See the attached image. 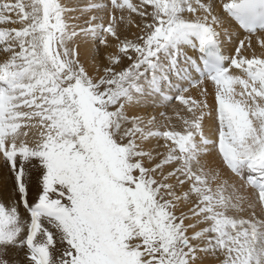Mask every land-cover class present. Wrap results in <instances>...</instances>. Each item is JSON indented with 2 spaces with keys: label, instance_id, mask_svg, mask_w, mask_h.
Listing matches in <instances>:
<instances>
[{
  "label": "snow or ice",
  "instance_id": "1",
  "mask_svg": "<svg viewBox=\"0 0 264 264\" xmlns=\"http://www.w3.org/2000/svg\"><path fill=\"white\" fill-rule=\"evenodd\" d=\"M0 57V264H264V0H0Z\"/></svg>",
  "mask_w": 264,
  "mask_h": 264
},
{
  "label": "rangeland",
  "instance_id": "2",
  "mask_svg": "<svg viewBox=\"0 0 264 264\" xmlns=\"http://www.w3.org/2000/svg\"><path fill=\"white\" fill-rule=\"evenodd\" d=\"M77 2V1H76ZM104 49L101 47L100 55L103 56ZM94 52H90V58L93 57ZM162 110V109H161ZM161 112V111H160ZM14 177L9 171V168L5 165L3 159H0V203H4L6 206H11L16 197L13 194ZM36 174L32 173L31 183L29 185L30 193L34 196L36 193ZM7 197V198H6ZM22 215H26L23 212V208L20 209ZM9 256L11 259L18 261V264H24V253L18 249H10Z\"/></svg>",
  "mask_w": 264,
  "mask_h": 264
},
{
  "label": "bare ground",
  "instance_id": "3",
  "mask_svg": "<svg viewBox=\"0 0 264 264\" xmlns=\"http://www.w3.org/2000/svg\"><path fill=\"white\" fill-rule=\"evenodd\" d=\"M76 1L77 0H66V2L68 3L69 6H75V4L77 3ZM134 2H135V0H134ZM76 15H79V13H76ZM241 35H243V34L241 33ZM90 52H92L91 46H89L87 48L86 47H81V49H80V57H81V60H83L85 63H91L92 57L90 58V56H89ZM0 59H2V57H0ZM208 87L211 90V85L210 84L208 85ZM193 94L194 95L196 94V90H194ZM160 111H166L169 115H173L172 108H167V109H162V110L161 109H158L157 110V115H158V113ZM210 127L211 126H209V128ZM209 128H206V131L209 130ZM207 159L211 162V166H213V167H220L222 169L223 173H224V176L226 178H228L230 181H232V182H234V183H236L238 185L241 183L238 178L233 177L228 172L227 169H224L223 168V166L220 164V161H219L218 157L215 154H213L212 156L208 157ZM242 194L251 197L252 196V190L251 189H246V190H244L242 192Z\"/></svg>",
  "mask_w": 264,
  "mask_h": 264
}]
</instances>
